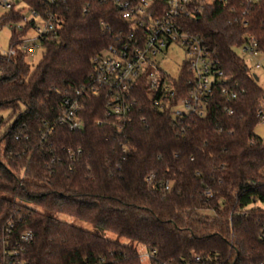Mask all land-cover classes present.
<instances>
[{"label":"trees","instance_id":"16d2710c","mask_svg":"<svg viewBox=\"0 0 264 264\" xmlns=\"http://www.w3.org/2000/svg\"><path fill=\"white\" fill-rule=\"evenodd\" d=\"M47 9L63 26L42 39L33 69L27 52L0 53V112L10 111L0 114V264L15 249L23 264H145L139 247L111 234L154 252L148 264H264V139L255 133L264 87L237 52L254 34L264 54V0L208 3L187 21L217 51L227 78L204 115L175 114L193 87L184 64L176 79L161 73L156 89L142 78L131 120L121 125L107 118L103 93L88 98L79 131L59 123L61 104L88 83L92 59L125 24L112 3L67 0ZM23 21V9L0 17ZM31 25L13 30L11 47Z\"/></svg>","mask_w":264,"mask_h":264},{"label":"built area","instance_id":"2783aa9c","mask_svg":"<svg viewBox=\"0 0 264 264\" xmlns=\"http://www.w3.org/2000/svg\"><path fill=\"white\" fill-rule=\"evenodd\" d=\"M66 1L42 0L45 8L38 9L26 0H0V6L7 12L12 9H23L24 17L22 23L0 22V32L5 25H9L20 33L25 23L32 22L30 29L36 31L40 41L56 35L63 26V18L58 11L47 9V6H59ZM95 1L100 4H114L125 26L116 34L115 42L92 59L94 69L88 83L77 88L75 93L63 100L59 123L66 124L74 131L82 130L85 126L82 112L85 110L86 100L102 93L106 98L107 118L116 120L118 125L130 121L133 91L145 76L149 77L152 89L158 87L161 73H167L159 59L165 56L172 46L180 47L185 51L187 59L184 64L188 66L193 80L192 89L180 100L175 108V114L182 116L184 113L193 112L204 115L216 86L226 84L227 78L217 51L207 45L204 36L191 30L187 21L191 20L204 5L224 3L228 0ZM261 1L263 0H241L246 7H253ZM26 11L30 16L26 15ZM25 35L21 37L19 44L3 54L15 57L20 51L33 52L34 49L30 47L29 42L34 39L26 38ZM238 54L246 64L248 59H252L255 69L262 68L259 56L263 53L254 34L246 36L245 41L238 47ZM223 93H229V89L223 88ZM231 97L237 98L238 92L231 91ZM229 112L231 113L232 110ZM259 115L261 120H264V110H259ZM95 123L100 125L101 120ZM152 178L153 176H149L147 180L151 181ZM168 188L167 182L166 189ZM30 237V232L21 236L23 241H28ZM138 249L142 261H147L154 253L148 251L145 246H139ZM18 255L19 250L15 249L10 264H23ZM195 260L199 262L201 259L196 256ZM97 264L105 263L102 261Z\"/></svg>","mask_w":264,"mask_h":264},{"label":"rangeland","instance_id":"374dc122","mask_svg":"<svg viewBox=\"0 0 264 264\" xmlns=\"http://www.w3.org/2000/svg\"><path fill=\"white\" fill-rule=\"evenodd\" d=\"M207 2H211L213 0H205ZM7 13V10L2 8L0 6V17L5 15ZM26 15L30 16V13L26 11ZM13 34V29L9 25H5L0 32V53L8 52L11 48V38ZM26 38H32L34 40L30 41V47H32L34 50L33 52H27L26 55V61L30 64L31 68L33 69L41 60L43 53L45 51V47L43 46L42 42L37 38L36 31L34 29L28 30L27 34L25 35ZM238 52V49H237ZM187 59V55L185 51L177 46H172L170 50L166 53L165 56L160 57L159 61L162 66V68L172 77V78H178L181 66L184 64V62ZM259 59L262 62V68L255 69L252 65V59L247 60V65L250 68L251 73L257 74L259 77L260 84L264 87V55L261 54L259 56ZM180 106V105H179ZM1 115L4 117H7L10 114V111H3L0 112ZM255 133L264 139V120H261L255 127ZM262 208H264V201H261L258 203ZM65 220L72 222L73 224L84 228L86 230L90 231H99L95 226L92 224L83 221L78 218H72L69 216L63 217ZM110 235V234H109ZM111 236L117 240H119L122 243L126 244H132L136 247H139V244L136 242H132L131 240L125 238V237H119L117 235L111 234ZM145 264H148V260L144 261Z\"/></svg>","mask_w":264,"mask_h":264},{"label":"water","instance_id":"95a60500","mask_svg":"<svg viewBox=\"0 0 264 264\" xmlns=\"http://www.w3.org/2000/svg\"><path fill=\"white\" fill-rule=\"evenodd\" d=\"M254 78H255L256 80H259V77H258L257 74H254Z\"/></svg>","mask_w":264,"mask_h":264}]
</instances>
